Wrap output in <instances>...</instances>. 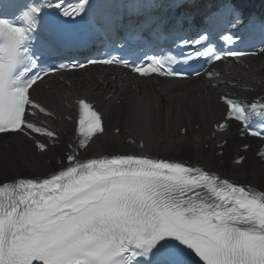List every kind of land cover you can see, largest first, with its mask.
<instances>
[{"label":"snow or ice","instance_id":"snow-or-ice-1","mask_svg":"<svg viewBox=\"0 0 264 264\" xmlns=\"http://www.w3.org/2000/svg\"><path fill=\"white\" fill-rule=\"evenodd\" d=\"M89 4L90 0H79L69 10L62 9L61 0L46 6L62 9L63 16L74 19ZM44 7L25 4L18 18L0 13V133L30 130L55 140L53 131L26 119V110L28 115L37 110L52 115L30 98L29 91L55 71L42 69L32 50ZM145 7L138 0L125 5L130 19L143 15ZM227 7L239 22L242 10L234 4ZM205 39L184 43L203 46ZM223 39L232 42L230 36ZM195 55L221 59L212 47ZM147 60L132 70L141 76H184L165 67L176 57ZM89 63L129 67L127 60L117 58ZM222 100L227 119L239 121L243 132L264 139V127H256L264 125V103L245 105L227 96ZM78 104L77 135L83 148L103 128L91 103L81 99ZM218 127L224 130L227 124ZM37 147L43 152L48 146L37 143ZM67 160L68 167L46 178L0 183V264H264V191L201 167L146 155L79 161L70 154ZM243 160L240 157L236 163Z\"/></svg>","mask_w":264,"mask_h":264},{"label":"bare ground","instance_id":"bare-ground-1","mask_svg":"<svg viewBox=\"0 0 264 264\" xmlns=\"http://www.w3.org/2000/svg\"><path fill=\"white\" fill-rule=\"evenodd\" d=\"M225 70L224 77L236 84L230 91L264 94V53ZM218 89L201 78L139 79L117 69L110 79L98 66L53 76L35 84L32 97L52 113L35 119L56 134L55 140L35 132L0 135V182L47 175L65 167L70 154L78 160L129 152L191 160L264 191V158L258 155L262 142L247 138L238 122L226 118ZM80 98L95 102L105 118L104 131L83 148L75 131V100ZM225 123L221 130L218 126ZM240 157L243 162L236 163Z\"/></svg>","mask_w":264,"mask_h":264}]
</instances>
